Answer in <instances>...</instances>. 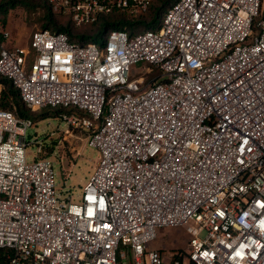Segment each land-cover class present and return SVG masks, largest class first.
Here are the masks:
<instances>
[{
    "label": "built area",
    "instance_id": "2783aa9c",
    "mask_svg": "<svg viewBox=\"0 0 264 264\" xmlns=\"http://www.w3.org/2000/svg\"><path fill=\"white\" fill-rule=\"evenodd\" d=\"M45 1L77 27L151 3ZM0 35V77L31 112L79 111L62 116L64 134L86 133L98 153L73 200L28 138L32 120L0 108L7 264H264V0H177L156 30L85 45ZM138 63L157 74L134 77ZM163 228L186 236L171 256L151 248Z\"/></svg>",
    "mask_w": 264,
    "mask_h": 264
},
{
    "label": "rangeland",
    "instance_id": "374dc122",
    "mask_svg": "<svg viewBox=\"0 0 264 264\" xmlns=\"http://www.w3.org/2000/svg\"><path fill=\"white\" fill-rule=\"evenodd\" d=\"M42 15L43 11L40 7L26 9L17 6L9 10L5 27L21 43L32 32L42 29ZM141 68L145 70L144 73L138 72L134 77L157 74L156 69L143 63L134 65L131 70L140 71ZM0 88L2 89L1 85ZM62 116L46 117L38 121L32 120L33 126L28 130L27 135H34L38 139L42 146V156L49 158L54 163L57 189L63 188L64 191H69L72 199L76 200L95 170L98 153L87 145L86 133L69 129L64 134L66 127ZM35 149V145L27 148V161L31 160ZM185 244L186 236L181 229L163 228L157 231V238L151 248L163 251L166 256H171L175 252V248H184Z\"/></svg>",
    "mask_w": 264,
    "mask_h": 264
},
{
    "label": "trees",
    "instance_id": "16d2710c",
    "mask_svg": "<svg viewBox=\"0 0 264 264\" xmlns=\"http://www.w3.org/2000/svg\"><path fill=\"white\" fill-rule=\"evenodd\" d=\"M177 0H151L149 9L140 16L131 17L123 12H112L101 16L97 22L85 26H75L67 16L54 13L45 0H0V25L5 27L7 14L10 9L17 6L34 9L40 7L43 11L41 28L54 33H64L70 42L85 45L88 42H102L111 30L125 29L129 35L146 30H156L161 23L166 9ZM140 29V30H138ZM2 37L0 35V42ZM0 108L12 112L16 117L34 121L46 117H56L79 113L75 109L44 108L31 112L21 101L18 91L9 80L0 77ZM10 252L0 249V264H7Z\"/></svg>",
    "mask_w": 264,
    "mask_h": 264
},
{
    "label": "water",
    "instance_id": "95a60500",
    "mask_svg": "<svg viewBox=\"0 0 264 264\" xmlns=\"http://www.w3.org/2000/svg\"><path fill=\"white\" fill-rule=\"evenodd\" d=\"M28 138H30V136H28Z\"/></svg>",
    "mask_w": 264,
    "mask_h": 264
}]
</instances>
